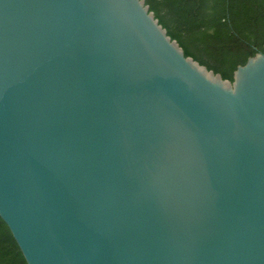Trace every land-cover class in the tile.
<instances>
[{"label":"water","instance_id":"water-1","mask_svg":"<svg viewBox=\"0 0 264 264\" xmlns=\"http://www.w3.org/2000/svg\"><path fill=\"white\" fill-rule=\"evenodd\" d=\"M0 217L28 264H264V52L231 81L146 0H0Z\"/></svg>","mask_w":264,"mask_h":264},{"label":"trees","instance_id":"trees-1","mask_svg":"<svg viewBox=\"0 0 264 264\" xmlns=\"http://www.w3.org/2000/svg\"><path fill=\"white\" fill-rule=\"evenodd\" d=\"M160 23L191 56L225 79L264 52V0H146ZM0 264H28L0 217Z\"/></svg>","mask_w":264,"mask_h":264}]
</instances>
